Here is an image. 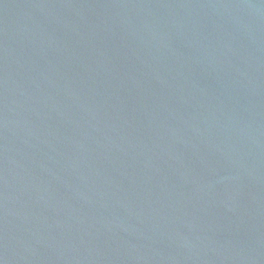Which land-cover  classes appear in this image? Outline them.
Listing matches in <instances>:
<instances>
[{"label": "water", "instance_id": "95a60500", "mask_svg": "<svg viewBox=\"0 0 264 264\" xmlns=\"http://www.w3.org/2000/svg\"><path fill=\"white\" fill-rule=\"evenodd\" d=\"M0 264H264V0H0Z\"/></svg>", "mask_w": 264, "mask_h": 264}]
</instances>
